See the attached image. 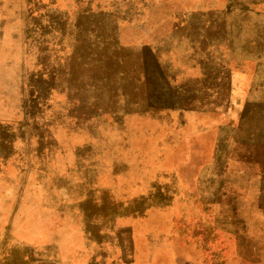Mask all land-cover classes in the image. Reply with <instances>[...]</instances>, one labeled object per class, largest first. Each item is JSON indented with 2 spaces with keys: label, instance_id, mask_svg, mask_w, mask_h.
I'll use <instances>...</instances> for the list:
<instances>
[{
  "label": "rangeland",
  "instance_id": "rangeland-1",
  "mask_svg": "<svg viewBox=\"0 0 264 264\" xmlns=\"http://www.w3.org/2000/svg\"><path fill=\"white\" fill-rule=\"evenodd\" d=\"M0 264H264V0H0Z\"/></svg>",
  "mask_w": 264,
  "mask_h": 264
},
{
  "label": "water",
  "instance_id": "water-1",
  "mask_svg": "<svg viewBox=\"0 0 264 264\" xmlns=\"http://www.w3.org/2000/svg\"><path fill=\"white\" fill-rule=\"evenodd\" d=\"M62 16L66 17L63 13H62ZM151 56H152V59L154 60V62L161 69L167 85H170V86L175 85L176 76L171 71L169 64L162 59V57L159 54V51L155 50ZM221 67L223 68L224 76L228 78L230 75V67L227 66V63L225 61H221ZM171 87L174 88L173 86H171Z\"/></svg>",
  "mask_w": 264,
  "mask_h": 264
},
{
  "label": "trees",
  "instance_id": "trees-1",
  "mask_svg": "<svg viewBox=\"0 0 264 264\" xmlns=\"http://www.w3.org/2000/svg\"><path fill=\"white\" fill-rule=\"evenodd\" d=\"M154 61V60H153ZM155 63V62H154Z\"/></svg>",
  "mask_w": 264,
  "mask_h": 264
}]
</instances>
